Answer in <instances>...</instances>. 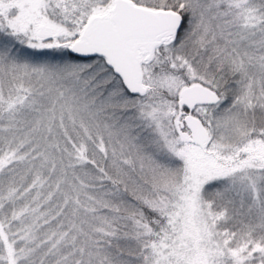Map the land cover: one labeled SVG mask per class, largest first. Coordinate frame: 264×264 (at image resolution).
<instances>
[{
	"label": "snow or ice",
	"instance_id": "6c2138e0",
	"mask_svg": "<svg viewBox=\"0 0 264 264\" xmlns=\"http://www.w3.org/2000/svg\"><path fill=\"white\" fill-rule=\"evenodd\" d=\"M0 264H264V0H0Z\"/></svg>",
	"mask_w": 264,
	"mask_h": 264
}]
</instances>
